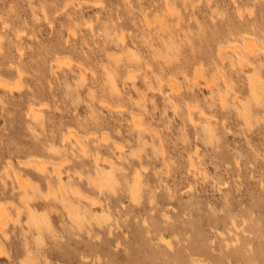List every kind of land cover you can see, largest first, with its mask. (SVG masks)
<instances>
[{
	"label": "rangeland",
	"instance_id": "rangeland-1",
	"mask_svg": "<svg viewBox=\"0 0 264 264\" xmlns=\"http://www.w3.org/2000/svg\"><path fill=\"white\" fill-rule=\"evenodd\" d=\"M259 45L264 0H0V264H264Z\"/></svg>",
	"mask_w": 264,
	"mask_h": 264
},
{
	"label": "bare ground",
	"instance_id": "bare-ground-1",
	"mask_svg": "<svg viewBox=\"0 0 264 264\" xmlns=\"http://www.w3.org/2000/svg\"><path fill=\"white\" fill-rule=\"evenodd\" d=\"M242 45L240 46V45H234V46H231V47H229V49L231 50V52L234 54V56H235V59H236V62L238 63V64H241V65H243V64H245V62L246 61H249L248 60V56L249 55H251V54H253V52H255V50L253 49L256 45H258L257 44V42L255 41V40H253L252 38H243V40H242ZM256 49H257V47H256ZM260 49V52H262V53H264V47H262V46H260L259 45V48H258V50ZM258 52V51H257ZM222 54V51L221 50H219V55H221ZM258 54V53H257ZM257 54H253L252 56L255 58V60H258L257 58H258V55ZM221 59H223V58H221ZM254 60V59H253ZM57 61H59V59L57 60ZM251 64H253V62H251V61H249ZM66 63V62H65ZM247 64H248V62H247ZM250 64V65H251ZM248 66V65H247ZM246 67V66H245ZM221 77V76H220ZM227 83L225 82L224 83V85H226ZM4 85V84H3ZM226 93H227V90L226 89H224V90H222V92H221V95H220V100L222 101V102H224L225 101V97H226ZM189 106V105H188ZM192 109V108H191ZM29 113L31 114V116H32V118H36V114H35V110H33V108L32 107H30V109H29ZM192 116V115H191ZM189 120V119H188ZM190 120H193V119H191L190 118ZM138 126V125H137ZM70 136H73L74 137V143L79 147V150H80V153L81 154H84V153H87V151H86V147H87V142L85 143L84 142V140H82V138L80 137V136H78V135H76V134H74V133H70V135H67L66 136V139H68ZM94 137V136H93ZM88 138V137H87ZM105 139V138H104ZM163 146V145H162ZM161 147V146H160ZM120 149V148H119ZM164 155V154H163ZM162 158V157H161ZM192 158V157H191ZM99 158H98V155H96L95 157H94V162H96L97 160H98ZM47 161V160H46ZM45 161V162H46ZM192 161H193V159H192ZM31 162H29L28 164H30ZM190 163V165H192L193 163H191V162H189ZM32 164H34L35 165V169H36V171H38L39 173H41V175H43L42 177L45 179V181L46 182H48L50 179H51V176H53V175H55L54 177L55 178H60L61 176V174L62 173H60L59 171H53V170H55V169H53L52 171V173H54V174H48L47 175V173H46V175H45V173H44V171H45V166L46 165H44V161H36V160H33L32 161ZM46 164V163H45ZM48 164H50V163H48ZM56 165L58 164L57 162L55 163ZM54 164V165H55ZM21 165V164H20ZM27 165V164H26ZM31 165V164H30ZM33 165V166H34ZM55 165V166H56ZM60 165V164H59ZM22 166V165H21ZM49 166V165H48ZM58 167V166H57ZM60 167V166H59ZM62 167V166H61ZM192 167H194V164H193V166ZM34 168V167H33ZM21 173H19V172H15L14 173V180L17 182V184H18V187H19V189H22V191H25V187H26V185L28 184L26 181H24V179L22 178V176L20 175ZM140 175V174H139ZM135 176V175H134ZM135 178V177H134ZM138 179H136L135 180V183L137 182L138 183ZM136 183V184H137ZM3 185H5L4 183H3ZM4 187V186H3ZM77 194L78 195H81L79 192H77ZM23 196H24V198L26 199V201L28 202V203H32L31 201H32V197H30L27 193H26V191H25V194H23ZM82 196V195H81ZM62 200L63 201H66L67 199H66V197L65 196H63L62 197ZM66 206H68V208L70 209V208H72L73 207V205H72V203H70V201H68L67 202V204H66ZM18 213H19V211H18V209L16 210V215L18 216ZM11 218V216L9 215V213L7 212V210H6V208H5V206H0V231L4 234V237L5 238H7L8 237V235H7V233H6V231H5V225L7 224V220L8 219H10ZM2 250V247H1V245H0V251Z\"/></svg>",
	"mask_w": 264,
	"mask_h": 264
}]
</instances>
